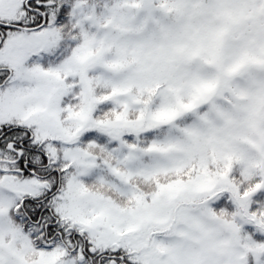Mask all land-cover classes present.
Instances as JSON below:
<instances>
[{
  "label": "snow or ice",
  "instance_id": "6c2138e0",
  "mask_svg": "<svg viewBox=\"0 0 264 264\" xmlns=\"http://www.w3.org/2000/svg\"><path fill=\"white\" fill-rule=\"evenodd\" d=\"M0 264H264V0H0Z\"/></svg>",
  "mask_w": 264,
  "mask_h": 264
}]
</instances>
